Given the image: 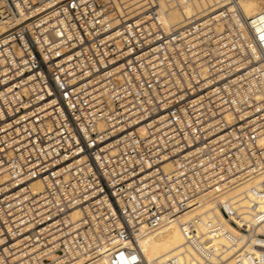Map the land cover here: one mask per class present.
<instances>
[{"label":"built area","instance_id":"built-area-1","mask_svg":"<svg viewBox=\"0 0 264 264\" xmlns=\"http://www.w3.org/2000/svg\"><path fill=\"white\" fill-rule=\"evenodd\" d=\"M142 3L0 0V264H142L137 235L264 174V15L254 42L227 9Z\"/></svg>","mask_w":264,"mask_h":264},{"label":"bare ground","instance_id":"bare-ground-1","mask_svg":"<svg viewBox=\"0 0 264 264\" xmlns=\"http://www.w3.org/2000/svg\"><path fill=\"white\" fill-rule=\"evenodd\" d=\"M159 3L165 11L164 21L170 26H181L192 16L200 17L221 9L234 13L229 0H192L181 7L172 0H159ZM142 4V0H120L117 9L134 12ZM245 10L244 19L237 15L233 19L241 23L247 36L256 42L252 18L264 15V0H250V3L245 5ZM259 55L260 67L264 70V49L261 45ZM33 186L36 190L41 187L37 180L33 182ZM221 203L238 210V213H233L231 217L246 227L247 221H253L254 215L258 214L257 227L253 230L250 228L249 234L235 228L222 216L219 208ZM209 219L216 221L221 228L209 231L206 224ZM186 221H192L191 236L185 233L182 227V223ZM255 233L264 234V174L244 180L204 204L191 205L179 217L169 219L151 232L137 235L136 244L143 255L142 264H214L219 261L221 264H235L234 254L237 246L233 244V238L240 236L241 239L237 243L240 245L243 239L253 237ZM245 245L247 249L253 250L255 262L251 263L248 258H244L243 264H264V237H256L252 244L245 242Z\"/></svg>","mask_w":264,"mask_h":264},{"label":"snow or ice","instance_id":"snow-or-ice-1","mask_svg":"<svg viewBox=\"0 0 264 264\" xmlns=\"http://www.w3.org/2000/svg\"><path fill=\"white\" fill-rule=\"evenodd\" d=\"M233 12L241 19L245 18V5L250 3V0H229Z\"/></svg>","mask_w":264,"mask_h":264}]
</instances>
